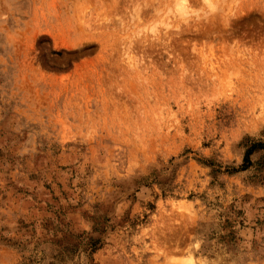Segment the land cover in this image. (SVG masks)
I'll list each match as a JSON object with an SVG mask.
<instances>
[{
	"label": "rangeland",
	"instance_id": "1",
	"mask_svg": "<svg viewBox=\"0 0 264 264\" xmlns=\"http://www.w3.org/2000/svg\"><path fill=\"white\" fill-rule=\"evenodd\" d=\"M177 1L0 0V264H264V0Z\"/></svg>",
	"mask_w": 264,
	"mask_h": 264
},
{
	"label": "trees",
	"instance_id": "2",
	"mask_svg": "<svg viewBox=\"0 0 264 264\" xmlns=\"http://www.w3.org/2000/svg\"><path fill=\"white\" fill-rule=\"evenodd\" d=\"M261 147L264 148L263 143H253L249 148L246 149L243 157V163L239 166L240 169H246L248 166L251 165L250 155L254 151L255 148Z\"/></svg>",
	"mask_w": 264,
	"mask_h": 264
},
{
	"label": "bare ground",
	"instance_id": "3",
	"mask_svg": "<svg viewBox=\"0 0 264 264\" xmlns=\"http://www.w3.org/2000/svg\"><path fill=\"white\" fill-rule=\"evenodd\" d=\"M177 2H179V0L177 1ZM176 6V5H175ZM180 6V7H179ZM178 7H179V10L181 11V12H179V13H182L183 12V4L181 5L180 3L178 4ZM177 7V8H178ZM185 8V7H184Z\"/></svg>",
	"mask_w": 264,
	"mask_h": 264
}]
</instances>
